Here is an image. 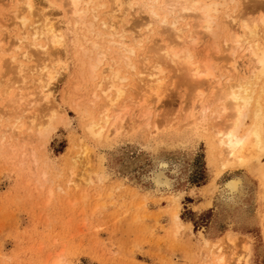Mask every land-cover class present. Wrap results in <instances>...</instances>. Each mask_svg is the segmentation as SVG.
<instances>
[{
    "label": "rangeland",
    "instance_id": "obj_1",
    "mask_svg": "<svg viewBox=\"0 0 264 264\" xmlns=\"http://www.w3.org/2000/svg\"><path fill=\"white\" fill-rule=\"evenodd\" d=\"M41 1L36 0L41 5L46 3ZM245 2L242 1L243 6L240 3V7L235 9L228 4L224 13L230 17L238 16ZM12 5V0L0 2V41L5 47L13 41L12 38H3L6 30L9 29L13 36L19 33V27L12 24ZM47 5L45 14L51 11L47 14L56 16V22L61 24L64 32L67 68L52 82V104L55 107H49L51 104L47 105L44 101L36 103L43 107H39L42 119L48 112L51 114V110L58 111H54L50 126L39 136L34 127L29 126L28 116L20 121H16L20 112L6 117L10 108H6V99L24 91L26 93L29 89L34 92L32 88L36 84L32 81L36 79V73L28 74L26 71L24 86L26 83L29 86L27 91L19 89L23 85L13 84V90L7 93L6 99L0 95V140L12 124L22 122L25 131L31 130L25 141H9L7 135L4 145L0 144V264H236V259L247 256L249 264H264V176L261 174L264 172H254L253 168L258 165L264 167V155L251 168L227 165L225 158L215 147H211L208 133L201 126L186 128L184 118H187V113L181 110L187 99L184 98L185 88L179 86L178 90L176 88L178 92L167 94L162 102L166 107L158 109L155 115L157 120L162 115L169 119L168 123H177L175 127L182 126L177 131L172 128L178 133L171 128L170 132L169 128L165 131L152 130L154 118L146 128L139 119L141 112L136 108L133 112L131 106L126 121L133 122V125L125 121V124L122 123L125 126L123 131L121 129L116 137L112 136L108 143H95L86 135L84 126L90 120L87 113H92L91 102L94 99L90 94L95 89L96 80L87 79L88 60L78 51L79 44L93 38H85L87 28L84 26L76 28L68 25L59 6ZM133 9L130 10L133 11L131 15L124 16L126 22L132 15L137 18L139 10ZM243 9L240 16H264L261 12L264 9L256 13L249 11L250 8H247L248 11ZM224 13L220 14L218 32L214 36L217 39L206 35L196 47L201 57L209 49L206 53H210L208 56L211 59L215 57L212 68L217 69L215 74L218 75L221 71L225 73L227 61H223V57L220 59L225 52L222 41L231 29L223 23L228 21L224 19ZM144 16L148 19V15ZM144 16L142 14V18ZM121 28L123 26L120 25L118 36L123 33ZM2 31L5 34L2 35ZM125 31L128 32L127 29ZM123 34L128 41L132 40L130 33ZM261 39L264 40L263 35ZM214 48L218 51L213 52ZM236 51L238 72L243 75L250 65V62L247 64L248 54L240 48ZM111 58L114 57L108 54L107 60ZM1 61L0 80L4 79L6 85H12L13 71L3 69L5 64ZM108 61L100 69L106 67ZM33 64L31 62L30 65ZM235 76L231 80L234 81ZM261 89L264 90L257 87L256 92L261 93L258 105L261 106L260 124L264 135V91ZM134 96L131 91V98ZM4 109H7L6 112ZM59 109L65 115L62 120ZM251 110L254 106L250 108V113ZM65 119L66 122H63ZM47 121L49 119L46 118ZM83 145L95 153L96 160L93 161L97 162V168L89 162L97 172L93 173L92 169L90 173H83L85 164L72 160L85 147ZM89 162L86 161V164ZM159 163L165 164L163 173L170 182L168 189H158L150 180ZM229 179L240 181L238 191L230 195L224 191Z\"/></svg>",
    "mask_w": 264,
    "mask_h": 264
},
{
    "label": "bare ground",
    "instance_id": "obj_2",
    "mask_svg": "<svg viewBox=\"0 0 264 264\" xmlns=\"http://www.w3.org/2000/svg\"><path fill=\"white\" fill-rule=\"evenodd\" d=\"M44 1L46 5L59 6L64 12L68 25L72 27L84 26V28H87L85 38L87 36L93 38L92 40H85V44L83 42L79 44L78 51L83 58L88 60V62L85 61L87 63V79L89 81L96 80L95 89L90 94L94 99L91 102L92 113H87L90 120L84 126L86 135L93 139L95 143H108L112 136L118 135L117 133L125 127L122 123L127 120V113L131 106L134 108L133 112H135V108L141 112L140 122H143L147 128L151 125L152 118L156 119L157 110L166 107L162 102L164 98H167V94L178 92L176 88L179 86L185 88L184 98L187 99L186 102H183V106L185 104L184 111L181 110L182 113H187V118H184L186 128L192 125H194V128L201 126L203 131L208 133L207 140H209L211 147L217 149L221 157L225 158L223 159L227 165H235L236 168L237 165L238 167L251 168L252 164H257L259 158L263 157L264 135L260 124L261 106L258 105L260 101L258 96L261 93H257L256 89L259 86L264 89V40L261 39V35L264 37V16L244 17L240 16V12L243 9L242 1H247L246 4L243 3L245 5L243 11L250 8L249 11L252 10L253 13H256L255 11L264 9V0H142L141 3L138 0H106L105 3L99 0ZM135 3H137L136 6ZM250 3L251 5H249ZM12 4L14 6V10L11 11L14 20L12 24L19 27V33L13 36L8 31L9 29L6 30V35L3 38L7 40L12 38L13 41L11 44L7 43L9 45L4 43L6 47L0 41V59L5 64L1 65V67L4 65L3 69L7 68L10 72L13 71V80L11 79V82L9 80L12 85H6L4 79L3 81L0 80V88H3L0 95H2L1 98L5 97L13 88V84L23 85L19 89L27 91L29 86L27 83L28 88L24 86V82H27V78L24 80L25 73L26 71H28V74L29 72L36 73V79L32 81L36 84V87L32 88L34 92L29 89L28 92L24 93L25 91L22 90L24 92L18 93L16 96H10L9 99H6V96L5 99L7 100L6 108L10 107L8 110L9 115H6V117L9 118L11 115L20 112L19 116H15L16 121H20L23 117L28 116L29 126L34 127L39 136L50 126L55 110L50 109L51 114L42 112L49 119L45 122L46 118L43 116L42 119L40 112L42 106H38L39 103H36L44 101L47 102V105L51 104L49 107H55L52 104L54 94L51 88L52 82L60 74L63 75L67 68L66 55L64 56V32L60 26L61 24L58 25L56 22V16L52 17L51 15H54L52 13L47 14L50 9L45 14V4L41 5L36 0H15V3L12 0ZM228 4H232V9L242 5L240 12L238 11V16L230 17L224 13ZM133 8L139 10L138 16L136 15L137 18L132 15L133 17L131 16L130 20L134 18L133 21L131 22L127 17L128 22H126L124 16L131 15L133 11L130 12V10ZM261 12H264V10H261ZM221 13H224L226 16L224 19L228 20L223 21V23H227L225 25H228V29H231L226 28L229 32L226 36L223 34L222 46L224 45L225 52L222 48L221 53L223 52V54H220V59L223 57V61H227L226 66L228 68L225 66V73L221 71L218 75V73L215 74L217 69L212 68V59L214 58L215 61V57L211 59L208 56L210 53H206L209 49L203 51L204 56L201 57L200 54H197L200 51L196 52V47L199 40L206 35L211 39L217 34ZM142 14L143 16L148 15V19H145V16L142 18ZM86 18H89V20L86 21ZM124 21L125 23H123ZM231 23L235 25L233 26ZM120 25L123 26L121 28L123 33L131 34V41H128L123 33L118 36ZM235 26L236 28H233ZM1 28L3 29V27ZM153 34H155L154 37H152ZM24 45H26V48ZM239 48L248 54H245L246 57L248 56L247 64L250 62L247 72L244 74L245 71H243V75H241L240 70L238 72V57L235 59L236 50ZM217 49L213 52H217ZM108 54L114 57L110 61L107 60ZM213 54L217 56L215 53ZM106 61H108L106 67L100 69ZM31 62H34V64L30 65ZM233 76L236 77L234 81L231 80ZM131 91L135 95L132 98ZM5 99L4 101H6ZM78 100L80 99L78 98ZM253 106L254 110H251L252 113H250V108H253ZM55 112L58 113V111ZM62 116H65L64 113L60 117L61 120L63 119ZM160 116L162 118L160 117L154 122V119L152 120V124L154 123L152 130L159 131L163 129L165 131L169 128L170 132L171 128L175 132L172 128L177 123H168V118ZM248 118L251 119V122L249 119V123H247ZM63 122H66V119ZM117 123L120 124L118 127ZM126 123L129 124L127 121ZM131 124L133 125V122ZM23 127L22 122L12 124L9 132L3 131L0 144L4 145L3 140L7 135L9 141L18 139L25 141L27 136L29 137L28 132L31 130L27 132ZM181 127H175L176 131L177 129L180 130ZM190 130L192 131V129ZM83 146L81 150L78 148L82 152L79 151L71 159L77 164L81 162L85 164L83 173H90L95 166L97 168V162L93 161L96 160V155L87 145ZM86 161H91L95 166H92L90 162L86 164ZM221 163H224V161ZM87 165H90V167ZM253 168L254 172H264L263 166L258 165ZM164 169L165 164L159 163L150 177L152 184L158 189H168L170 187V182L164 176ZM92 171L94 173L96 169ZM261 174L264 176V173ZM239 184V180L232 179L224 185V191L230 195L238 191ZM247 257L236 259V264H249Z\"/></svg>",
    "mask_w": 264,
    "mask_h": 264
}]
</instances>
